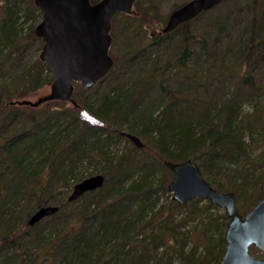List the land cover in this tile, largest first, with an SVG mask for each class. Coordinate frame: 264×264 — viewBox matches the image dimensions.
<instances>
[{
    "label": "trees",
    "instance_id": "1",
    "mask_svg": "<svg viewBox=\"0 0 264 264\" xmlns=\"http://www.w3.org/2000/svg\"><path fill=\"white\" fill-rule=\"evenodd\" d=\"M40 19L33 0H0V264H218L228 217L172 200L164 161L193 159L242 214L263 197L264 0L221 1L130 54L122 26L76 104L22 102L53 80ZM96 173L100 188L67 199ZM44 205L58 209L28 225Z\"/></svg>",
    "mask_w": 264,
    "mask_h": 264
},
{
    "label": "water",
    "instance_id": "2",
    "mask_svg": "<svg viewBox=\"0 0 264 264\" xmlns=\"http://www.w3.org/2000/svg\"><path fill=\"white\" fill-rule=\"evenodd\" d=\"M221 1L224 0H188L169 13L161 31H171ZM33 2L42 13L34 27V34L43 42L39 58L51 69L53 80L49 93L35 101L22 102L36 105L47 100H61L76 104L72 96L74 83L90 88L112 68L113 58L109 54L111 19L116 12L130 13L135 0ZM123 134L134 145L143 146L135 134L125 131ZM164 163L174 173L167 186L172 200L186 203L193 198L206 199L224 208L229 221L225 251L218 264H264L263 257H257L250 251V247L255 246L264 253V178L260 184L263 197L242 215L236 207L235 194L212 187L193 159L165 160ZM103 182L101 173L82 178L72 185L67 199L76 200L85 192L100 188ZM57 209L55 205L41 206L32 212L27 224L33 225Z\"/></svg>",
    "mask_w": 264,
    "mask_h": 264
},
{
    "label": "rangeland",
    "instance_id": "3",
    "mask_svg": "<svg viewBox=\"0 0 264 264\" xmlns=\"http://www.w3.org/2000/svg\"><path fill=\"white\" fill-rule=\"evenodd\" d=\"M186 1L188 0H135L130 13L119 12L122 15H118L113 21L111 20L110 33L112 36L114 35V37L116 38L115 43H114L115 46H118L119 48L120 45H122V39H120L121 38L120 30L123 26V29L126 28L127 32L129 33L134 32L135 34H138V36L135 37L131 33L130 40L128 39L127 41L126 39L127 44H128L127 48L130 49L128 50L129 51L128 54L137 51V48L142 47L143 44L144 45L147 44V42L150 40L149 38L150 34L152 35L155 33H161V29L167 19V16L174 9V6L181 5L182 3ZM41 17H42V14H41ZM138 31H140L141 36H139ZM120 53L121 51L117 52V55L119 57H120ZM49 91H50V84L45 85L44 87L39 89L35 95L27 96V98L34 100V99H37L38 97L46 95L47 93H49ZM262 104H264V102L261 101V105ZM120 146H123V142L120 143ZM70 191L71 189L69 190V192ZM215 206H217L216 208L217 213H222V212L225 213L223 207H220L218 205H215ZM244 206L247 207V204L245 203ZM241 208L239 209L241 210ZM249 209L250 208H248V210ZM250 251L255 256L264 258V253L261 250L257 249L255 246H251Z\"/></svg>",
    "mask_w": 264,
    "mask_h": 264
}]
</instances>
